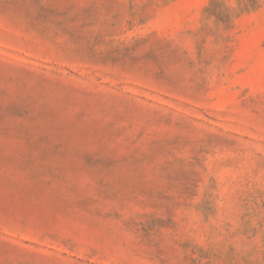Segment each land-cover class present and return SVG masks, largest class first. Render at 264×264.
<instances>
[{"label":"rangeland","instance_id":"374dc122","mask_svg":"<svg viewBox=\"0 0 264 264\" xmlns=\"http://www.w3.org/2000/svg\"><path fill=\"white\" fill-rule=\"evenodd\" d=\"M0 264H264V0H0Z\"/></svg>","mask_w":264,"mask_h":264}]
</instances>
